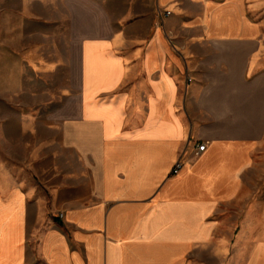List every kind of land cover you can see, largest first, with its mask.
Listing matches in <instances>:
<instances>
[{"label": "crops", "instance_id": "obj_1", "mask_svg": "<svg viewBox=\"0 0 264 264\" xmlns=\"http://www.w3.org/2000/svg\"><path fill=\"white\" fill-rule=\"evenodd\" d=\"M157 4L163 21L99 33L97 12L63 9L81 37L56 66L60 104L27 103L14 122L33 168H56L63 216L41 225L34 186L0 154V264H193L210 216L233 206L247 211L237 256L258 248L264 264V231L250 235L264 227V22L244 0ZM39 130L56 136L25 139Z\"/></svg>", "mask_w": 264, "mask_h": 264}, {"label": "rangeland", "instance_id": "obj_2", "mask_svg": "<svg viewBox=\"0 0 264 264\" xmlns=\"http://www.w3.org/2000/svg\"><path fill=\"white\" fill-rule=\"evenodd\" d=\"M254 1L244 0L248 18L264 22V0ZM68 5L71 10L74 9V15H77L79 7L80 10L86 7L97 12V33L108 28L103 23L110 24L112 29L124 30L136 21L150 18L163 21L171 14V11L160 8L157 0H55L47 3L0 0V154L6 159L15 157L14 162L11 161V169L17 176L16 180L34 186V194L39 202L42 201L39 208L43 218L41 225L55 218L59 212L54 208L52 198L55 200V196L51 195V188L61 185V179H57L56 168L52 169L49 164L47 168L39 162L38 168H33L36 159L34 161L32 157L30 162L29 148L18 144L21 136L14 129L17 128L14 122L19 120V113L26 111L29 114L27 103L36 106L38 102L52 97L54 104H60L64 73L56 66L70 58L71 54H76L73 43H78L81 37L68 34L72 29L62 24L63 9L67 10ZM166 12L170 14L166 15ZM32 135H26L25 139L36 141L34 138L55 137L56 132L39 130ZM52 150L54 153L58 151L56 146L44 147L41 155L45 159V155ZM256 155L264 156V146ZM177 163L182 165L180 161ZM176 164L172 169L173 175ZM62 216V213L58 214L59 218ZM246 216L247 211L238 210L236 206L215 211L210 219L216 222V226L207 242L198 245L199 249H204L192 258L193 264H260L258 248L256 258H240L236 254L235 247ZM259 230L264 231V227H253L251 237L259 234ZM222 241L226 243L225 248H222Z\"/></svg>", "mask_w": 264, "mask_h": 264}, {"label": "built area", "instance_id": "obj_3", "mask_svg": "<svg viewBox=\"0 0 264 264\" xmlns=\"http://www.w3.org/2000/svg\"><path fill=\"white\" fill-rule=\"evenodd\" d=\"M165 14L169 15L170 12H166ZM204 149H205V145L204 144H201V145L198 146V151H204ZM180 168H181V164L177 163L173 173L176 174L179 171Z\"/></svg>", "mask_w": 264, "mask_h": 264}, {"label": "bare ground", "instance_id": "obj_4", "mask_svg": "<svg viewBox=\"0 0 264 264\" xmlns=\"http://www.w3.org/2000/svg\"><path fill=\"white\" fill-rule=\"evenodd\" d=\"M254 2H258V1L255 0Z\"/></svg>", "mask_w": 264, "mask_h": 264}]
</instances>
